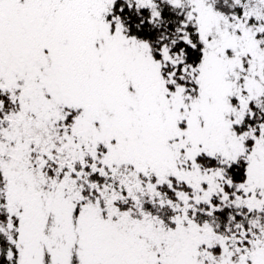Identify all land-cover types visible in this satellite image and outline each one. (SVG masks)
Returning a JSON list of instances; mask_svg holds the SVG:
<instances>
[{
	"label": "snow or ice",
	"instance_id": "obj_1",
	"mask_svg": "<svg viewBox=\"0 0 264 264\" xmlns=\"http://www.w3.org/2000/svg\"><path fill=\"white\" fill-rule=\"evenodd\" d=\"M0 264H264V0H0Z\"/></svg>",
	"mask_w": 264,
	"mask_h": 264
}]
</instances>
